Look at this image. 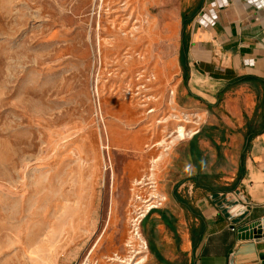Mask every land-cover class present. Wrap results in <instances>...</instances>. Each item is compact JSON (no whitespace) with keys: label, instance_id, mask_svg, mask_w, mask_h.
Masks as SVG:
<instances>
[{"label":"rangeland","instance_id":"374dc122","mask_svg":"<svg viewBox=\"0 0 264 264\" xmlns=\"http://www.w3.org/2000/svg\"><path fill=\"white\" fill-rule=\"evenodd\" d=\"M146 1L0 0V264L144 261L146 208L191 213L174 194L194 205L190 180L178 182L195 170L186 133L197 127L216 126L215 143L198 139L205 170L234 178L250 96L226 90L206 123L172 107L170 50L158 44L164 57L150 60L130 46L145 22L149 42L174 39L170 18L157 29L141 12ZM154 231L168 249L170 232Z\"/></svg>","mask_w":264,"mask_h":264},{"label":"crops","instance_id":"0c3cea01","mask_svg":"<svg viewBox=\"0 0 264 264\" xmlns=\"http://www.w3.org/2000/svg\"><path fill=\"white\" fill-rule=\"evenodd\" d=\"M142 7L141 12L147 13L148 21L157 29L163 27L165 17L176 27L173 40L149 42V23L145 22L140 35L130 42L132 48L144 54L151 50L154 55L150 60L164 57L158 44L170 50L171 77L175 76L172 107L184 111L189 107L206 123L209 108L226 90L238 86L250 96L253 117L244 126L245 141L235 176L225 184L231 185L229 191L212 195L191 182L195 212L184 208L175 197L182 208L191 212L189 217L170 206L146 211L141 225L148 221L149 233L154 234L157 226L162 233L170 232L172 239L165 250L153 241L156 251L149 250L140 264H261L264 237L241 239L237 231L264 218V0H148ZM186 9L195 14L187 25L189 71L184 81L179 52L181 13ZM139 65L150 70L151 62L142 60ZM240 77L244 80L237 81ZM200 101L204 107H196ZM250 124L255 132L251 136ZM199 130L195 128L192 134ZM239 168L242 175L236 180Z\"/></svg>","mask_w":264,"mask_h":264},{"label":"trees","instance_id":"16d2710c","mask_svg":"<svg viewBox=\"0 0 264 264\" xmlns=\"http://www.w3.org/2000/svg\"><path fill=\"white\" fill-rule=\"evenodd\" d=\"M195 14L194 11H190L188 9L184 10L181 13L182 19V30H181V40H180V52H179V60L182 69V76L183 80L186 81L188 77L189 67L186 60V53L189 45V38L187 32V25L193 15ZM244 78H238L237 81H242ZM216 126H206L204 125L199 131L194 133L192 137L188 140L187 148L190 159L194 166V172L184 179H181L179 183L183 182L184 180H190L193 183L194 187L204 189L206 191L211 192L212 195H218L219 192L225 193L231 189V185H222L219 184L217 179L220 177V174H216L213 171H207L204 168L206 156L203 155V151L198 146V139L202 137H207L212 143H215L214 139L212 138V134L208 131L209 129H214ZM255 132L252 131L251 124L249 125V132L248 134L251 136ZM220 139H223V135L221 134ZM246 149V146L244 147ZM242 166V163H240ZM242 175V170L237 172L236 180H238ZM235 182V181H234ZM176 199L182 204V206L186 209L195 212L196 209L189 203V200L178 193L174 194ZM143 221V220H142ZM196 235L192 233V241L195 242ZM147 244L148 248L151 252L156 251L155 244L153 242V234L152 232L147 235Z\"/></svg>","mask_w":264,"mask_h":264},{"label":"water","instance_id":"95a60500","mask_svg":"<svg viewBox=\"0 0 264 264\" xmlns=\"http://www.w3.org/2000/svg\"><path fill=\"white\" fill-rule=\"evenodd\" d=\"M238 236L241 239L248 238H261L264 237V230L261 228H256L253 224L243 226L238 229ZM261 264H264V253L260 255Z\"/></svg>","mask_w":264,"mask_h":264},{"label":"bare ground","instance_id":"6f19581e","mask_svg":"<svg viewBox=\"0 0 264 264\" xmlns=\"http://www.w3.org/2000/svg\"><path fill=\"white\" fill-rule=\"evenodd\" d=\"M147 14V13H146ZM144 15V14H143ZM156 78H153V80H155ZM150 111H152V109L150 110ZM193 132L192 131H190V132H187L186 134L187 135H190V134H192ZM139 183V181H136L135 182V184H138ZM161 200H162V198H160ZM148 201V200H147ZM144 202H146V201H144ZM150 207V206H149ZM149 207L148 208H146V211L149 209ZM145 211V212H146ZM143 214H141V216H142ZM131 233H132V238H133V241H129V243H131V244H135V245H137L138 246V248H142V247H139V243L141 244V243H144L143 242V239H142V236L139 234V230H138V228H134V229H132V231H131ZM131 239V238H130ZM134 239H135V241H134ZM132 242H134V243H132ZM146 248V247H145ZM137 252L139 253V254H141V252H143V251H141V250H137ZM142 259H143V256H138V259L136 260V261H134V264H138L139 262H141L142 261ZM121 260V259H120ZM133 262H132V260H131V262L129 263V264H132Z\"/></svg>","mask_w":264,"mask_h":264},{"label":"built area","instance_id":"2783aa9c","mask_svg":"<svg viewBox=\"0 0 264 264\" xmlns=\"http://www.w3.org/2000/svg\"><path fill=\"white\" fill-rule=\"evenodd\" d=\"M149 209H150V208H149ZM253 225H254L256 228H261V229L264 230V218H261L260 220L254 222Z\"/></svg>","mask_w":264,"mask_h":264}]
</instances>
